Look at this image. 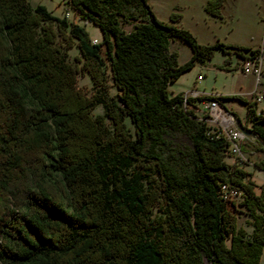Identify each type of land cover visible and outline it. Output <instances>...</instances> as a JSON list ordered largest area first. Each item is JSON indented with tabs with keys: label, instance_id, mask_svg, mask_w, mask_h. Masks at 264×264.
Segmentation results:
<instances>
[{
	"label": "trees",
	"instance_id": "obj_1",
	"mask_svg": "<svg viewBox=\"0 0 264 264\" xmlns=\"http://www.w3.org/2000/svg\"><path fill=\"white\" fill-rule=\"evenodd\" d=\"M65 1L98 26L99 40L41 2L0 0V197H20L0 214V264H258L264 178L255 190L248 171L224 159L227 139L167 83L215 48L241 57L264 49L199 42L176 13L164 21L147 0ZM171 36L190 46L180 62ZM72 43L80 58H69ZM84 70L89 92L76 84ZM236 95L264 149V113ZM169 128L190 139L182 172L160 150ZM221 181L239 187L236 203L225 205Z\"/></svg>",
	"mask_w": 264,
	"mask_h": 264
},
{
	"label": "rangeland",
	"instance_id": "obj_2",
	"mask_svg": "<svg viewBox=\"0 0 264 264\" xmlns=\"http://www.w3.org/2000/svg\"><path fill=\"white\" fill-rule=\"evenodd\" d=\"M28 1L31 5L41 2L53 14H65L68 18L82 24L91 41L100 39L98 26L83 18L78 12H74L65 0ZM210 1L215 2L212 9L206 7L208 0H147L155 15L164 21H171L170 14L176 13V19L173 22L189 29L199 42L209 43L216 39L227 42L238 41L237 43H247L250 46L254 45L251 47L263 49L261 46L264 35V0H222L220 12L219 0ZM131 24L132 21L121 22L124 29H129ZM168 45L176 50V58L179 62L186 59L190 54L189 44L177 36L169 37ZM244 51L248 52V49H244ZM67 53L71 59H74L75 55L80 58L75 43L67 48ZM228 55H230L229 58ZM240 58L241 56L233 50L215 48L208 58L203 61H195L193 65L169 81L167 89L169 93L176 91L183 93L190 87H195L206 93H215L220 103L231 110L241 123L249 127L250 122L246 121L245 117L246 103L236 94L249 99L251 92L248 94L247 89L253 87L254 77L251 73L241 70ZM197 73L201 74L200 78L195 77ZM259 80L260 85L264 83V50ZM76 84L85 92L92 89V81L86 70L77 73ZM115 90L114 85L109 87L110 92ZM197 100L196 98L195 101L199 104ZM255 109L264 113V98L257 99ZM101 110V103H97L91 111L96 113ZM252 134H247L240 140L242 157L226 150L224 159L227 162L235 161L246 169L256 183L255 190H258V183L264 178V149L257 145ZM163 138L160 150L165 160L174 169L182 172L189 165L187 153L190 147V139L183 131L170 128L163 133ZM258 160L263 161L262 167L256 163ZM19 199L20 197H17L16 194L9 192L0 197V214L6 212L7 208L13 206L15 202H20ZM233 200L236 203L237 199L234 198ZM233 212L237 222L248 228L246 219L249 217L245 209L240 204H235ZM204 263L209 264L206 259Z\"/></svg>",
	"mask_w": 264,
	"mask_h": 264
},
{
	"label": "built area",
	"instance_id": "obj_3",
	"mask_svg": "<svg viewBox=\"0 0 264 264\" xmlns=\"http://www.w3.org/2000/svg\"><path fill=\"white\" fill-rule=\"evenodd\" d=\"M261 64V51L240 58L241 70L244 72H250L255 76L254 84L250 91V97L256 101L257 99L264 98V83L260 85L261 82L259 80ZM200 76L201 74L197 73L195 77L200 78ZM187 95L193 96V98L191 100H186L185 96ZM196 98L198 99L197 101H199V104L196 103ZM182 103L183 106L191 108L196 113V117L207 122L209 125L208 131L211 134L222 135L227 139L229 151L237 156H243L240 147V140L247 134L251 135L253 132L241 123L231 110L227 109L222 103H220L217 94H200L197 90L189 88L187 91L183 92ZM218 192L227 206L236 196L239 195L240 189L236 184L228 181H221L218 185Z\"/></svg>",
	"mask_w": 264,
	"mask_h": 264
},
{
	"label": "crops",
	"instance_id": "obj_4",
	"mask_svg": "<svg viewBox=\"0 0 264 264\" xmlns=\"http://www.w3.org/2000/svg\"><path fill=\"white\" fill-rule=\"evenodd\" d=\"M232 42H238V41H232ZM239 43H242V42H239ZM242 44H247V43H242ZM247 45L250 46V44H247ZM251 46H254V45H251ZM261 47L264 49V35H263V41H262V46H261ZM229 56H230V55H228V58H229ZM228 60H229V59H228ZM249 73H250V72H249ZM251 75H252V77H254V79H255L254 74L251 73ZM253 84H254V81H253ZM190 88H193V89L197 90L200 94H204V93H206V92H204V91L198 90V89L195 88V87H190ZM251 89H252V88H251ZM251 89H247V93H248V94H249V92H250ZM262 113H263V112H262ZM258 264H264V243H263V246H262V250H261V252H260V255H259Z\"/></svg>",
	"mask_w": 264,
	"mask_h": 264
},
{
	"label": "water",
	"instance_id": "obj_5",
	"mask_svg": "<svg viewBox=\"0 0 264 264\" xmlns=\"http://www.w3.org/2000/svg\"><path fill=\"white\" fill-rule=\"evenodd\" d=\"M254 137H257V135L255 133H253Z\"/></svg>",
	"mask_w": 264,
	"mask_h": 264
}]
</instances>
